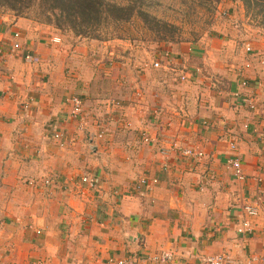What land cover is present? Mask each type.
Here are the masks:
<instances>
[{"label":"crops","instance_id":"1","mask_svg":"<svg viewBox=\"0 0 264 264\" xmlns=\"http://www.w3.org/2000/svg\"><path fill=\"white\" fill-rule=\"evenodd\" d=\"M229 5L242 15L241 4ZM245 29L203 57L198 45L188 53L160 44L157 84L136 73L121 86L123 60L106 49L110 41L90 58L83 41L1 14L0 264H101L162 250L175 251L171 264L215 254L249 264L263 255L264 33L253 26L245 36ZM14 33L21 49L12 52ZM23 52L40 63H24ZM200 61L205 68L194 66ZM190 68L205 78L180 82ZM73 96L85 115L94 106L82 130L69 116ZM111 99L123 105L118 128L130 123L132 131L113 130L115 116L105 114L115 110ZM141 130L152 145L141 142ZM160 146L172 149L165 170ZM186 148L202 151L203 160L182 157ZM230 158L239 160L244 180L233 176ZM141 178L157 181L142 195ZM252 204L260 212L248 218L243 207ZM243 219L249 235L236 232Z\"/></svg>","mask_w":264,"mask_h":264},{"label":"rangeland","instance_id":"2","mask_svg":"<svg viewBox=\"0 0 264 264\" xmlns=\"http://www.w3.org/2000/svg\"><path fill=\"white\" fill-rule=\"evenodd\" d=\"M111 1L116 2L118 4H125L128 0H111ZM229 2H231V3L233 2V4H236L237 6H239L241 4L239 1L221 0L220 3H218L215 6L213 12L208 13L206 11V7L199 6L197 4V2H195L194 0H152L151 6L149 7L148 10L153 15L157 16V18H159L163 21H167L168 23L175 25V27L177 28L176 31L178 32V34L180 36V39H178L179 41H177L176 44L160 43V44H163L162 46L167 47L169 45H178V46L182 45V46L186 47V52L192 53L195 51V50H193V46L196 47L198 45L199 47H202L201 52L203 54L201 57H203L204 55L205 56L207 55L206 52L209 53L210 51H213V52L220 51L217 46H218L219 42L221 41V39L227 38L231 35L232 36H238L239 35L238 33H240L241 30H243L245 28H246L245 29L246 31L244 32L245 34L241 33V35L244 34L246 36L249 34L250 35L254 34V31H251L253 26L260 29L256 25L257 22L253 19L251 13H249L247 16H245V13H244V10L242 7L243 13H242V15H239L237 8H239L240 6L235 8V7H233V5L232 6L229 5ZM1 14L10 15L16 19H18V18L26 19V20L32 21L36 24L47 25V24L43 23L41 16L38 15L36 7L32 8L29 12L27 11L26 16L16 17L12 13H9V12L0 13V15ZM47 26H51V25H47ZM51 27H54V26H51ZM118 28L114 29V30H113V28L108 29L105 31L107 33L105 35H102V36L105 37L106 39L112 38L115 36H121L120 37L121 39L107 40V41H110L111 43H113V45H109V46L106 45L105 46L106 49L110 48L112 50V52H115L116 55L121 57L119 59L123 60L122 63H120V61H118V62L116 61L118 64H120V66L117 68L118 69L117 74H119L118 78H120L119 80H121V78H123V80H124V78H126V80H127V82L125 80L120 82L121 86L127 85L128 80L130 78L134 79L135 78L134 76L136 75V73H147L148 79L150 81H153L155 84H157V82H156L157 76L154 73V71H157V70L161 69L162 67H161V64H159V67L157 69L153 68V63L156 62L154 59L155 58L154 56H156V51H159L158 45H160V44L153 42L152 35L150 33L146 32L144 29H142L139 21H137V20H134L128 24L121 25ZM249 28H251V29L249 30ZM55 29H57V28H55ZM260 30L264 33V30H262V29H260ZM58 31L60 33H62V35H65V36L70 35L74 39H78L80 41L87 43L84 45L88 46L89 48H87V49L91 50L89 53L90 58H94L96 56V54H98L97 50L100 47L99 41L78 38V37L74 36L71 32H63L60 30H58ZM112 32H115V33H112ZM262 32H260V33L258 32L257 34L261 35ZM15 34L17 35V37L14 36ZM54 40L57 42H54ZM59 41L60 40L58 38H52L53 43H59ZM15 43L18 45V49L14 48ZM246 45H249V44H246ZM20 49H21V46H20V42H19V34L14 33L12 36L11 51L15 52V51H19ZM99 50L101 51V49H99ZM25 54H26L25 52L22 53V59H23L24 63H26L24 61V55ZM32 54H34V53H32ZM38 60L40 61L39 57H38ZM205 60H207V59H205V58L202 59V61H205ZM202 61H200L201 63L195 64L194 66H198V67L200 66L201 68L202 67L205 68L204 67L205 65H203L204 63H202ZM211 61H213V60L211 59ZM26 64H28V63H26ZM144 65L146 66V68L143 67ZM244 68L249 69L250 64L245 63ZM190 69H191V71L188 70L189 72H187V75H188L187 78L184 81H180V82H188L189 83L190 78H194V79H196V78L198 79V78H202V77L205 78V76H203V73L201 74L200 68H190ZM193 72L196 75H193L192 74ZM157 87H159V85ZM122 92H125V91H122ZM158 93H159V91H158ZM134 96H135V93H134ZM135 97L136 98L138 97L137 93H136ZM107 106L115 109L114 111H109V112L105 113L108 116L109 115L115 116V119L113 120V122H114L113 130L114 131L117 130L116 132L121 133L122 131H124L125 128H127V126H129L125 130H127V132L132 131L133 127H132V124H130V123L124 124V128H122V127L118 128V124L115 123L116 121L120 122L125 117V115H122V113H124V112H122L123 111V105H122L121 101L116 100V99H111L108 101ZM93 107L94 106H89V107L87 106L86 107L87 108V114L86 115L84 114L86 119H91L90 121H93L92 119L94 117V113H93L94 108ZM74 121H77L78 124H80L79 120H74ZM85 122H87V121L85 120ZM86 127H87V124H86V126L85 125L82 126V128H80V129L82 130L83 128H86ZM141 132H144V131L143 130L139 131V134H141ZM105 133H106V131H103V132L97 134V139H100V140L103 139V136ZM123 133L126 134L125 132H123ZM139 138H140L141 142L145 145H150V144L152 145V143H153L149 137H148L149 141L145 142V143L142 141L140 135H139ZM162 148L163 147L160 146L159 153L163 158L162 170H165L167 168V164L165 163V161L168 160L170 154H162ZM203 158H201L200 160H203ZM163 165H165V167H163ZM141 179L146 180V178H141ZM152 180H155V179H152ZM152 180H150V179H149V181L146 180L147 185H146V187H142L143 190L140 191V193H139L140 195L144 194L145 190H149L150 188H152L153 185L156 184L157 181L155 180L156 182L153 183ZM83 181H86V182H83ZM148 182H149V184H148ZM81 183H86L90 188L93 187L92 184L90 186L91 182L85 176L81 178ZM137 185L139 186V180H138ZM144 188H146V189H144ZM137 191H139V190H137ZM160 252H169V253L175 254V256H176L175 251H172V250H162ZM160 252L154 253V254H147V255H156V254H159ZM142 255H145V254H142ZM215 255H217V254H215ZM132 257H135V255Z\"/></svg>","mask_w":264,"mask_h":264},{"label":"trees","instance_id":"3","mask_svg":"<svg viewBox=\"0 0 264 264\" xmlns=\"http://www.w3.org/2000/svg\"><path fill=\"white\" fill-rule=\"evenodd\" d=\"M194 1L211 13L221 0ZM233 1H239L245 16L251 13L256 25L264 30V0ZM151 2L128 0L125 4H118L111 0H0V13L9 12L21 17L36 7L43 23L63 32H71L78 38L99 42L121 39V36L106 39L102 35L110 28L114 30L137 20L141 28L152 35L153 42L176 44L180 39L177 28L153 15L148 10Z\"/></svg>","mask_w":264,"mask_h":264},{"label":"built area","instance_id":"4","mask_svg":"<svg viewBox=\"0 0 264 264\" xmlns=\"http://www.w3.org/2000/svg\"><path fill=\"white\" fill-rule=\"evenodd\" d=\"M17 37V35H14ZM54 42H57L54 40ZM14 48L18 49V45L15 43ZM245 51L247 53H251L252 49L249 47V45L245 46ZM26 54L24 55V61L28 64H39L38 57L31 52H25ZM165 59H168L169 54L165 53L164 54ZM143 67L146 68L144 65ZM159 67V62H154L153 63V68H158ZM193 75H196L194 72L192 73ZM186 73H182L179 76L180 81H184L187 78ZM69 116L74 119V120H79L80 124L79 127L86 126L85 122V115H84V108H83V102L80 98L73 96L70 99V111H69ZM129 126H127L128 128ZM141 136L142 141L148 142L149 138L146 132H141L139 134ZM55 139H58L59 136L57 134L54 135ZM172 148L174 149V145L172 144ZM235 144L230 143L229 144V149L230 150H235ZM172 149H167V148H162V154H170V151ZM181 155L184 158L192 159V160H197L199 161L201 158L204 157V154L202 151L198 149H191V148H186L180 150ZM227 166L231 169L233 176L239 180L242 181L244 180V175L241 170V164L238 159L236 158H230L227 160ZM165 167V165H163ZM86 182V181H83ZM153 183H155V180H152ZM149 184V182H148ZM147 182L144 179L139 180V186L138 188L146 187ZM91 186V183H90ZM243 212L245 213L246 217L251 218L255 217L258 215L260 212V206L258 204H252V205H245L243 207ZM237 234L239 235H249L252 232L251 225L248 220L243 219L240 224L237 227L236 230ZM175 254L169 253V252H160L159 254L156 255H140V256H135V257H126L122 259H109L106 262H103L101 264H171L173 263L175 259ZM196 260L199 262V264H242L238 263L235 260H233L229 255L227 254H217V255H212V256H199L196 258ZM249 264H264V254L260 255L258 257H252L249 258L248 260Z\"/></svg>","mask_w":264,"mask_h":264}]
</instances>
